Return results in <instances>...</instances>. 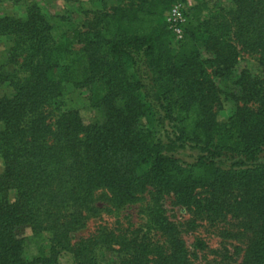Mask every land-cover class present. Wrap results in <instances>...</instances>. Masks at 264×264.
I'll use <instances>...</instances> for the list:
<instances>
[{
    "label": "trees",
    "instance_id": "obj_1",
    "mask_svg": "<svg viewBox=\"0 0 264 264\" xmlns=\"http://www.w3.org/2000/svg\"><path fill=\"white\" fill-rule=\"evenodd\" d=\"M119 1L127 6L105 15L111 28L73 30L57 44L34 4L24 19L0 17V37L13 38L8 62L23 54L26 73L13 78L0 71V84L9 81L14 92L0 98V264H57L65 249L77 264H98L100 243L119 247L115 264H191L171 224L162 228L168 243L107 235L70 249L61 234L46 257L24 260L23 230L37 236L43 210H87L100 189L123 204L149 185L183 205L195 201L198 188L208 189L207 209L230 211L239 221L237 235L246 241L240 264H264V81L244 70L232 95L243 105L221 124L213 111L219 91L210 79L235 67L237 48L258 56L264 67V0H231L233 10L188 24L177 54L160 40L162 31L169 35L162 12L175 0ZM74 43L83 47L74 50ZM200 45L212 60H201ZM63 86H93L91 107L102 120L85 125L76 110L63 109ZM153 115L166 132L165 144L137 128L138 118ZM187 147L197 157L182 166L171 153Z\"/></svg>",
    "mask_w": 264,
    "mask_h": 264
},
{
    "label": "rangeland",
    "instance_id": "obj_2",
    "mask_svg": "<svg viewBox=\"0 0 264 264\" xmlns=\"http://www.w3.org/2000/svg\"><path fill=\"white\" fill-rule=\"evenodd\" d=\"M202 1L203 5L198 6L194 0H183L189 26L196 24V20L199 22L213 21L215 17H218L220 10L223 12L233 10L231 0ZM33 4L49 20L50 35L54 44L61 42L63 35L73 30L85 33L111 28L112 24L109 23L105 15H109L118 6H127L119 0H75V2L69 3L62 0H0V17L9 16L24 19L27 9ZM162 15H166L165 10ZM161 36L160 40L166 43L170 52L172 51L174 54L180 52L178 45L165 30L161 32ZM203 46L200 45L198 48L201 60H212L213 54L207 52ZM12 47L13 38L11 36L0 37V71L5 77H8L7 75H11L13 78L14 76L25 77L24 69L20 68L24 58L23 54L17 56V63L8 62ZM82 47V44L74 43L72 45V48L77 51ZM257 60L258 56L255 54L237 48L235 67L224 71L220 77L210 78L219 91L218 101L213 107L219 123H226L235 113L236 107L243 105L242 102H235L232 95L238 93L235 82L238 81L244 70L251 72L260 82L264 81V67H261ZM206 67L208 68V65L204 64L203 68ZM92 87L65 86L62 90L63 109L76 110L85 125L102 120L100 113L91 107ZM13 94L9 81L0 84V98L11 97ZM256 104L252 102L249 103V106L255 107ZM167 126L169 131L172 130L171 124H167ZM1 127L0 124V129ZM137 128L150 133L155 140L163 144L166 143V132L158 124L156 116L138 118ZM171 154L182 166L193 164L197 157L196 150L189 147L176 149ZM260 157L264 162V152ZM2 172L3 163L0 159V174ZM157 190L156 187L149 185L144 191L135 194L134 200L119 204L114 200L109 190L100 189L93 193L87 210H76L69 207L43 210L46 216H43L42 228L37 236L32 235L29 228L23 230V235L26 238L24 260L32 262L36 258L46 257L49 254L53 237L61 234H63L64 245L70 249L82 240L107 235L126 240L135 236H143L154 243H168L170 236L164 234L162 228L171 224L176 228V237L187 249L191 264L241 263L246 241L245 239L241 240L237 235V231L240 229L239 221L233 217L230 211L216 213L212 211L213 207L207 209L208 203L212 202L208 189L198 188L195 190V201L186 205L179 203L172 193L157 192ZM9 197L10 200H13L14 192H10ZM221 210H228V208L222 207ZM198 244H202L203 247L199 248ZM119 250L118 246L109 247L100 243L95 250L98 264H115L118 262L117 258L122 256ZM57 264L77 263L71 251L65 249L59 251Z\"/></svg>",
    "mask_w": 264,
    "mask_h": 264
},
{
    "label": "built area",
    "instance_id": "obj_3",
    "mask_svg": "<svg viewBox=\"0 0 264 264\" xmlns=\"http://www.w3.org/2000/svg\"><path fill=\"white\" fill-rule=\"evenodd\" d=\"M164 23L169 35L175 43L183 41L188 19L185 14L183 0H175L166 12Z\"/></svg>",
    "mask_w": 264,
    "mask_h": 264
}]
</instances>
